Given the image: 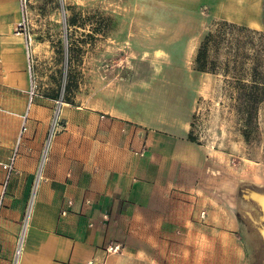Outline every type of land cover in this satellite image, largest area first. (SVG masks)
Here are the masks:
<instances>
[{
  "label": "crops",
  "instance_id": "0c3cea01",
  "mask_svg": "<svg viewBox=\"0 0 264 264\" xmlns=\"http://www.w3.org/2000/svg\"><path fill=\"white\" fill-rule=\"evenodd\" d=\"M260 3L247 22L222 18L257 29ZM20 18L19 0H0V264H157L210 217L217 191L218 155L188 139L193 100L165 94L154 108L152 87L118 79L134 73L113 60L58 107L49 137L59 97L38 90L28 102ZM107 43L99 53L120 50ZM45 45L31 42L34 58L50 56Z\"/></svg>",
  "mask_w": 264,
  "mask_h": 264
},
{
  "label": "rangeland",
  "instance_id": "374dc122",
  "mask_svg": "<svg viewBox=\"0 0 264 264\" xmlns=\"http://www.w3.org/2000/svg\"><path fill=\"white\" fill-rule=\"evenodd\" d=\"M259 3L257 29L222 18L247 22ZM25 14L31 49L38 40L51 50L31 53L27 71L36 91L52 88L63 104L71 102L83 94L90 70L115 60L134 73L118 79L152 87L154 108L165 94L184 91L193 100L190 134L218 155L217 191L210 217L200 213L206 218L200 229L173 243L159 262L264 264L263 211L247 195L264 196V0H26ZM207 34V72H200L194 59ZM106 38L120 50L99 53ZM255 90L261 100L252 104Z\"/></svg>",
  "mask_w": 264,
  "mask_h": 264
},
{
  "label": "built area",
  "instance_id": "2783aa9c",
  "mask_svg": "<svg viewBox=\"0 0 264 264\" xmlns=\"http://www.w3.org/2000/svg\"><path fill=\"white\" fill-rule=\"evenodd\" d=\"M19 8H20V13H21V18L18 21V23L16 24L14 34L16 36L23 37V39L25 41V49H26V54H27L28 69L30 72V70L32 69V59H31V49H30L32 39H31V35L29 32L28 20H27L26 14H25V12H26V0H19ZM36 95H37L36 87H35L33 81L30 79V84H29V88H28V102H29V104L31 103L32 99ZM62 104H63V97L61 96L56 100V109H55L53 119L51 122L50 130H49V137L54 133L56 127L59 124L57 112H58V107L61 106ZM13 161H14V156L10 159L8 165L4 166L5 169L8 171V173H10L12 168H13L12 167ZM38 174H39V168H38L36 177L38 176ZM62 213H65V212H62ZM20 245H21V241L19 239L18 246H20ZM18 248L19 247H17V249ZM120 249H121L120 245H117V244L116 245H108L106 247V252L116 254V253L120 252Z\"/></svg>",
  "mask_w": 264,
  "mask_h": 264
},
{
  "label": "trees",
  "instance_id": "16d2710c",
  "mask_svg": "<svg viewBox=\"0 0 264 264\" xmlns=\"http://www.w3.org/2000/svg\"><path fill=\"white\" fill-rule=\"evenodd\" d=\"M214 35L221 36L222 34L219 31H217V33H215ZM210 37H212L211 34H207L204 37V39L201 41V43H200V45L198 47V50L196 52V56H195V59H194V64H195V68H196L197 71L207 72L205 70V67H204L203 64H204L206 56H207V54H206V44H207V41H208V39ZM248 98H250V101L252 102V104H253V101L255 103H257L259 100H261V97H259L257 90H255V92H253L252 96H250ZM188 139L190 141L194 142V139L190 136V134L188 136Z\"/></svg>",
  "mask_w": 264,
  "mask_h": 264
},
{
  "label": "bare ground",
  "instance_id": "6f19581e",
  "mask_svg": "<svg viewBox=\"0 0 264 264\" xmlns=\"http://www.w3.org/2000/svg\"><path fill=\"white\" fill-rule=\"evenodd\" d=\"M256 193L249 192L247 195L250 196V197H252V198H254L255 201L257 200L258 204H260V206L262 208V211H263V213H262V219L264 220V196L261 195V194H256ZM261 235H262V238H263V241H264V225L261 228Z\"/></svg>",
  "mask_w": 264,
  "mask_h": 264
},
{
  "label": "water",
  "instance_id": "95a60500",
  "mask_svg": "<svg viewBox=\"0 0 264 264\" xmlns=\"http://www.w3.org/2000/svg\"><path fill=\"white\" fill-rule=\"evenodd\" d=\"M263 244H264V241H263Z\"/></svg>",
  "mask_w": 264,
  "mask_h": 264
}]
</instances>
